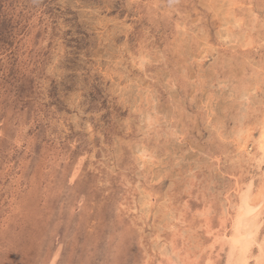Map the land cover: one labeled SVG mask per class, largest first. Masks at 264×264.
Returning a JSON list of instances; mask_svg holds the SVG:
<instances>
[{
  "label": "rangeland",
  "instance_id": "1",
  "mask_svg": "<svg viewBox=\"0 0 264 264\" xmlns=\"http://www.w3.org/2000/svg\"><path fill=\"white\" fill-rule=\"evenodd\" d=\"M263 112L264 0H0V264L216 259Z\"/></svg>",
  "mask_w": 264,
  "mask_h": 264
},
{
  "label": "bare ground",
  "instance_id": "2",
  "mask_svg": "<svg viewBox=\"0 0 264 264\" xmlns=\"http://www.w3.org/2000/svg\"><path fill=\"white\" fill-rule=\"evenodd\" d=\"M258 130H259L258 136H255L254 134L249 133V132H252L251 130H249V132H245L246 130L243 131L242 129L239 130V133H240L239 137L241 138V139L239 138L241 141L240 142L241 143V145H240L241 151L244 152V154L249 153L248 154L249 155L248 156L249 157V164H251V167H252L249 169V174H253L252 175L253 177H250L247 182H246V180L245 181L242 180L240 182V180L238 179L237 189L234 192L235 193L234 194L235 197H233L234 199L232 197H229V201L227 200L229 203L227 201H226L227 203L225 202L226 204H229V205L227 207L225 206L226 207L225 214L223 215L222 219H220L223 221V225H224L223 226L224 227L223 233H219V234L215 235V232L213 233V230H208L209 235L214 234L215 236L214 235H211V236H214V239H216L214 241L212 238L213 243L209 245V247L211 249L210 251L217 249L218 246H219V251H217L218 253H217L216 259L213 257L212 253H209L208 254L209 255L208 260H207L206 264H217V261H218V263H220L219 260H221V262H222L221 264H264V119L261 121V126H260V129H258ZM252 139H253V145H254L255 149L253 148V152L250 153L248 149L250 147L249 144H251ZM250 150H251V148H250ZM254 150H255V152H254ZM256 178L260 179L259 184H261V186H260L261 189L259 191L255 190V187H257V181H258V180H255ZM245 179H246V177H245ZM150 197L151 196H149V198ZM146 198H148V197H146ZM221 202H224V201H221ZM150 203H152V201H150ZM147 204H148V202L146 203V205ZM148 207L150 208V206H148ZM212 207H213V205H212ZM214 209L215 208L213 207V210ZM217 209H218V207H217ZM146 210H148V208H146ZM206 210L208 211V209H206ZM231 211H233V213ZM172 212H173V210H172ZM204 213H206V211ZM175 215H178V214H175ZM201 215H203V214H201ZM181 216L182 215H180V217ZM203 217H205V216H203ZM174 220H177L176 217L174 218ZM210 220L212 221V219H210ZM182 221H185V220L183 219ZM228 221H229V224H228ZM172 222H174V221H172ZM179 222H181V221H179ZM208 222H210V221H208ZM262 222H263V224H262ZM187 225H188V223L186 224V226ZM212 225H210V226L214 227V224H212ZM220 225L221 224H219V227L221 228ZM208 229H209V227H208ZM210 229H213V228H210ZM188 233H186V234H188ZM162 234H163V232H162ZM212 240H210V241H212ZM176 241H177V239H176ZM166 243H167V241H166ZM196 243H195V247H196V245H198ZM163 245H164V243H163ZM170 246H173V245L171 244ZM196 248H197V250H199L198 253L195 254L196 256H194L196 258V260H195V258L192 257V253H189L191 256L188 254V256L184 258V261L187 262L186 264H197V262H198L197 260L199 259V256L201 257L202 254L205 253V251H207V249H209V248L205 249V245H202V244L200 247L197 246ZM166 250H167V248H166ZM175 250H176V248H174V251ZM186 251H188V250H186ZM172 256H174V254H172ZM222 259H223V261H222ZM193 260H195V261H193Z\"/></svg>",
  "mask_w": 264,
  "mask_h": 264
}]
</instances>
